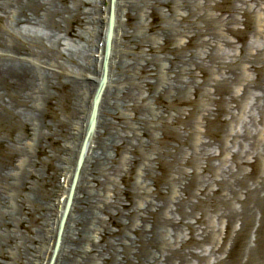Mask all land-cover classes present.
Masks as SVG:
<instances>
[{"label": "bare ground", "instance_id": "obj_1", "mask_svg": "<svg viewBox=\"0 0 264 264\" xmlns=\"http://www.w3.org/2000/svg\"><path fill=\"white\" fill-rule=\"evenodd\" d=\"M111 1L0 0V121L14 119L25 131L24 138L10 137L12 145L5 144L0 157V264L51 261L94 106L90 100L102 76ZM211 1L113 0L114 28L106 78L53 264H210L212 255V264H264V253L259 250L264 226V176L252 173L249 183L228 167L220 180L212 179L220 185V192L229 195L220 199L225 209L216 214L226 219L228 233L237 221H241V228L232 235L225 257L217 255L221 248L214 247L207 255L203 242L211 241V236L207 226H202V216L198 217V205L211 197L200 184L195 168L211 171L216 149L223 152L227 143L221 137L205 141L198 154L196 144L190 141L194 126L186 122L188 136L176 141L193 149L184 162L192 171L181 166L184 157L176 145L157 146L160 138L156 131H164L171 115L165 114L168 106L162 104L161 95L182 97L191 87L197 93L201 89L198 71L207 66L222 73L221 81L214 84L215 91L228 93L227 99L214 100L219 105L217 115L238 102L229 90L239 81V74L232 60L227 61L230 57L217 49L222 40L227 41L229 50L228 34L238 38L240 31L230 24L247 0H233L226 8L228 18L221 19L206 13V8L213 5ZM163 7L169 13L163 12L156 26L144 21L145 17L155 19L157 10ZM217 7L215 3L213 8ZM124 16L126 21L122 20ZM217 23L226 26L224 33L216 31ZM154 29L156 42L144 33ZM39 31L43 32L40 36ZM33 34L37 36L31 37ZM67 37L73 39L72 43L65 42ZM183 37L198 39L184 47L166 44ZM166 48L168 53L161 54ZM245 59L255 71L264 69V65L257 66L264 61L263 49L249 57L244 54ZM249 86L260 91L256 103H264V73L258 72ZM203 96L211 100L208 94ZM60 102L63 117L57 111ZM49 109L54 113L50 115ZM211 113L204 116L207 123L211 122ZM48 116L52 122L47 121ZM43 138L58 145L54 154L47 153ZM63 138L65 146H70L59 149ZM252 138L246 129L232 135V142L247 144ZM21 144H35L47 159H32ZM62 152L66 156L60 155ZM13 156L18 157L17 163L11 160ZM163 156L168 157L169 170L162 185L153 170L162 165ZM239 157V153L232 155L236 167ZM56 159L63 163L54 183V172L48 171L55 169ZM39 164L46 166L48 176L37 169ZM118 177L125 184L123 188L116 182ZM198 194H204L205 199ZM255 220L259 222L254 227L255 244L246 243L241 256L233 259L238 237ZM187 232L191 234L188 239Z\"/></svg>", "mask_w": 264, "mask_h": 264}, {"label": "rangeland", "instance_id": "obj_2", "mask_svg": "<svg viewBox=\"0 0 264 264\" xmlns=\"http://www.w3.org/2000/svg\"><path fill=\"white\" fill-rule=\"evenodd\" d=\"M203 2L204 0H202L201 4H203ZM211 3L213 5L212 7L210 6V9L206 8V13L210 18L221 19L228 18L229 13L227 12L226 8L230 4L234 3V1L213 0L211 1ZM215 3H218L219 7L213 8ZM235 3L239 4V2ZM242 7L243 9H241L240 12L235 13L236 19L234 23L230 24L233 29H237L240 31L238 38L233 34H228L226 38L231 40L229 50L226 45L227 41L222 40V44L217 49V51L221 55L230 57L227 59V61L232 60V62L234 63V67L237 69V72L239 74V81L236 82V84H231L229 90L230 94L238 98V102H232V104L229 105L228 111L221 112L219 113V115H217V109L219 105L217 102H214V100H219L221 97L227 99L228 93L225 92L223 94L221 93L220 95L215 91L214 84L221 81L222 73H219L217 69L214 70L210 66H207L202 72L198 71L197 80L200 83L201 89L197 93L195 91V88L191 87L188 93L182 97H171L167 93L161 95L160 99L163 102L162 104L168 106V110L167 112H165V114L171 115H169V121L164 131H156L157 136L160 138V142L157 143V146L163 145L162 147H171L172 145H176L177 148H180L182 150V154L184 157L183 164L181 166L191 171L192 168L184 164V162H186L188 157L191 156L193 149L188 148V145H183V143L179 145V143L177 142L180 141V139L182 141L183 138H186L188 136V132L185 129L186 122L194 126L190 141L196 144V151L198 154L201 151L200 145L205 141L210 140L211 142H213L216 137H221L223 138V140H225V143H227V148L224 149L223 152H220L216 149V158L210 161L211 171L204 170V167L201 166H196L195 168L200 184L208 189L209 192L207 191V194H209L211 197L210 199H207L198 205V208H200L198 217L202 216V226H207V233L211 236V241L203 242V247L206 250L205 254L209 255L213 247L214 249L221 248L217 255L222 254V257H225L227 251H229V248L231 247V237L235 233V230H239L241 228V221L235 222L233 224L231 232L228 233L229 231L226 219L221 218L216 213L219 212V214H221L222 211H224L225 206L220 201V199L222 197H227L228 199L229 195L227 194V191L220 192V185L213 182L212 179L216 178L220 180L223 177L224 169H227L228 167H233V171L236 172L237 177L242 180H246L249 183L252 182V179L250 180L249 177L255 172H257V175L261 176V178L264 176V103L263 101L261 103H256L260 101L259 99H255V96L258 95L260 91L258 92L254 89H251V86H249V83L251 81H254L258 78V72L264 73V69L255 71L252 67H250L249 63H245V61L247 62V60H244V54L249 57L262 49L264 51V0H247L242 4ZM201 10L203 13V7L201 8ZM157 11L158 12L155 14V19H153L152 17H145L144 21L146 22V20H148L150 23L156 26V24L160 23L162 15L164 14L163 12L169 13L167 7L160 8ZM122 20L126 21V17L124 16ZM175 21L177 22L178 20ZM225 29L226 26L219 25V23L216 24V31H218L219 33H224L226 31ZM42 33V31H39L37 35L40 36L42 35ZM144 33L150 36V38L152 37V42L155 41L153 39V36L156 34V29L150 31L144 30ZM242 33H244V37H242ZM37 35L33 34L31 37H36ZM197 39V37H183L180 41L175 39L166 42V44L169 47H184L190 42V40L196 41ZM72 41L73 39H71V37H67L65 42L72 43ZM155 42L154 44L156 45L157 43ZM162 42L163 40H160V43ZM185 49L194 51L196 50V47H185ZM163 53H168V48L164 49L161 54ZM262 65H264V61L259 63L257 66ZM246 89L248 92L246 95H244L243 93ZM205 93L211 97V100L206 99L203 96V94ZM236 104H238L239 106H237ZM224 105L226 107L227 102H225ZM54 106L55 105H53V107ZM41 107H43V105H41ZM210 110L213 111L214 114L211 113L209 115L211 118V122L207 123L204 119V116L208 114ZM48 111L50 115L54 113L53 110L49 109ZM57 111L60 112L63 117L62 112H64V109L61 102L59 104V110ZM50 117L51 116L47 117V121L52 122ZM27 118L29 117H23L24 120ZM224 119H227V121L225 123H222ZM28 121L30 120L28 119ZM246 129L250 133V136L253 137L251 141L247 144L237 143L236 145H233L234 143L232 142V135L234 136L236 132H243ZM24 132V127L14 119L5 118V120L0 121V157H2L4 145H12L10 137L15 136L24 138ZM208 133L211 136H209ZM228 135L229 139L227 138ZM65 141L66 140L64 138L60 140L59 149H64L65 147L69 148L70 144H66L65 146ZM42 144L43 146H45L47 153L54 154V149L58 148V145L50 142V140L46 138H43ZM21 147L25 148L28 156H30L34 160H38L39 158L43 160L47 159L46 154L44 152H40L39 148H37L35 144H31L27 147H24L21 144ZM112 153L115 154L113 150ZM234 153H239L240 155V157L238 158L239 165L237 167L235 166V164H233L232 160V155ZM60 155L66 156L64 152H62ZM242 157L243 163L240 162ZM163 158L164 160L161 161L162 165H156L153 170V173L159 178V181L160 183H162V185L169 170L168 164L166 163L168 157L163 156ZM16 159H18V157L13 156L11 160L17 163ZM56 160L55 169H50L48 171L50 174L54 172V183L58 180L59 166L61 167L63 163L62 159H58L57 161ZM199 160L203 166L206 165V160L203 156L202 158H199ZM129 166L130 165H127L126 167ZM8 168L12 167L8 166ZM37 169H39L40 172L45 176H48V174L46 173V166L39 164ZM134 175L135 171H133V177ZM116 182L122 188L125 185L119 177L116 179ZM151 187L152 190L155 189V185L153 183L151 184ZM49 188L51 187L49 186ZM196 193L200 192L196 190ZM198 195L199 198H202L203 200L205 199L204 194ZM125 202L127 204L130 203V201ZM193 202L197 203L198 199L193 198ZM236 207L239 208L240 205L236 204ZM197 225L199 224L197 223ZM258 226L259 222L255 220L247 225V228L241 232L240 236L237 239V245L232 253L233 259L241 256V252L242 250H244L243 248L245 247L246 243L250 245L255 244L257 232H255L254 229ZM110 228L114 229L115 231L119 230V227H117L116 225H110ZM21 230L24 231V229ZM43 234L44 232H41L40 235L43 236ZM196 234L197 233H194L193 235H195L197 238H202L197 236ZM190 236L191 234L187 232L186 239H188ZM95 238L98 239L97 236H95ZM194 247H198V245ZM259 250L260 252L264 253V226L261 228L259 234ZM36 251L34 252V254H36ZM213 259L214 256L212 255V257L210 258V264H212Z\"/></svg>", "mask_w": 264, "mask_h": 264}, {"label": "water", "instance_id": "obj_3", "mask_svg": "<svg viewBox=\"0 0 264 264\" xmlns=\"http://www.w3.org/2000/svg\"><path fill=\"white\" fill-rule=\"evenodd\" d=\"M113 22H114V17H113V11H112L111 15H110L109 30H108L107 53H108V50H109V47H110V43H111V38H112ZM105 78H106V62L104 64V69H103L101 83H100V86H99V88L97 90V94H96V103L99 100L100 92H101V89L103 88V84L105 82ZM96 103H95V107H94L93 113H92L91 118H90L89 128H88V131L86 133V136H85V139H84V142H83L80 154H79L75 177L77 176L79 168H80V166L82 164L83 157H84L85 150H86V145H87V142L89 140V137H90V135H91V133L93 131L94 125H95ZM73 185H74V183H73ZM72 189H73V187H72ZM66 212H67V210L65 211L64 216H65ZM64 218L65 217H63V220L61 222V227H62Z\"/></svg>", "mask_w": 264, "mask_h": 264}]
</instances>
